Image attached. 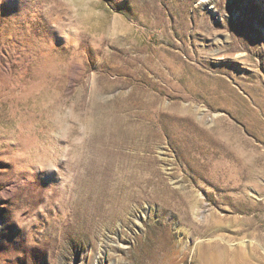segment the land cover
<instances>
[{
    "label": "rangeland",
    "instance_id": "obj_1",
    "mask_svg": "<svg viewBox=\"0 0 264 264\" xmlns=\"http://www.w3.org/2000/svg\"><path fill=\"white\" fill-rule=\"evenodd\" d=\"M0 264H264V0H0Z\"/></svg>",
    "mask_w": 264,
    "mask_h": 264
},
{
    "label": "clouds",
    "instance_id": "obj_2",
    "mask_svg": "<svg viewBox=\"0 0 264 264\" xmlns=\"http://www.w3.org/2000/svg\"><path fill=\"white\" fill-rule=\"evenodd\" d=\"M64 115H65V119L61 126L62 135L66 139L71 138L72 145H81L87 133L86 125L79 122V117L76 114H74L72 107L65 108ZM58 118H59V114H58ZM74 131L79 133V135H74L73 134Z\"/></svg>",
    "mask_w": 264,
    "mask_h": 264
}]
</instances>
